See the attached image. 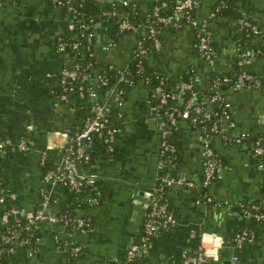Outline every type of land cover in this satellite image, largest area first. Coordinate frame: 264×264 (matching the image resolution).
I'll return each instance as SVG.
<instances>
[{"label": "crops", "instance_id": "1", "mask_svg": "<svg viewBox=\"0 0 264 264\" xmlns=\"http://www.w3.org/2000/svg\"><path fill=\"white\" fill-rule=\"evenodd\" d=\"M134 1L144 9L153 0ZM216 3L201 0L195 10L197 19H206ZM241 15L264 27V0H226L219 14L207 18L215 50L211 61L199 55L194 28L185 23L161 26L160 47L146 56L148 68L180 80L183 71L194 66L201 76L202 91L210 94L209 76L230 74L238 44L246 42L237 26ZM68 17V10L51 0H0V134L15 141L25 138L31 146L23 154H0L5 207L33 210L45 188L54 199L53 211L66 208L70 217L90 220L84 228L71 222H40L30 252L17 250L14 262L67 264L70 246L79 243L82 252L74 264H118L126 244L142 228L147 202L160 178L167 175L173 181L164 192L176 223L150 238L146 257L151 264H166L183 250L193 252L203 233L208 248L213 251L217 246L212 264H264V219L246 218L237 208L264 202V165L253 150L254 139L264 134V38H255L260 52L245 62L246 69L260 77L261 85L222 88L231 115L229 120L221 119L222 132L210 140L222 161L220 177L204 189L203 126L190 118L181 119L171 135L175 151L168 160L161 152V124L150 110L149 88L143 79L126 84L122 106L117 103L116 86H98L96 98L113 111L118 126L114 148L108 150L95 138L88 159L70 163L76 176L95 178L98 201L92 202L87 186L73 190L68 183L44 182L45 168L39 161L46 150L49 169L62 166L64 146L82 119L79 108L57 94L56 74L74 58L71 52L57 49L60 38L69 35ZM90 32L96 68L111 66L118 71L128 67L136 33L120 31L106 20L94 22ZM91 102L86 100L84 110ZM243 132L246 140L232 142L233 135ZM84 151L79 148L80 153ZM241 231L245 237L236 242L235 235Z\"/></svg>", "mask_w": 264, "mask_h": 264}, {"label": "built area", "instance_id": "2", "mask_svg": "<svg viewBox=\"0 0 264 264\" xmlns=\"http://www.w3.org/2000/svg\"><path fill=\"white\" fill-rule=\"evenodd\" d=\"M154 6L151 15L157 22V25L153 22L147 21L146 23H138L131 19L130 13H125L118 21L117 28L123 32L136 33V46L133 51L132 59L136 61L137 72L142 70V64L146 60L148 52L152 49H158L161 41L159 38V29L165 24H172L178 27L181 23L191 26L195 30L197 51L201 57L207 61H211L215 56V50L212 46L213 32L208 24L207 18H214L221 12L223 7L226 6V0H218V2L210 9L207 14V18L204 20H198L195 15V10L200 6L201 0H172V5L168 3L169 0H153ZM54 5L64 6L68 12L69 17L66 22V27L69 31V35L75 36V31L80 33L79 38L68 40L69 35L60 38L57 49L60 51H66L70 49L78 56L83 54V51H87L89 56H93L92 51V36L88 30V35H84L83 30L88 28L90 22L93 21L92 16L88 18H82L83 13L79 11L75 6L74 0H51ZM123 4L127 3V0L121 1ZM170 7V11L168 8ZM163 11V12H161ZM136 13V10H132ZM103 16L111 17L117 15L115 8L106 9L102 12ZM237 26L242 33L245 41L249 38H264V27H261L257 22L251 19L247 15H241L237 18ZM144 36L149 40V45H145ZM248 38V39H247ZM244 48L242 43L238 44L236 58L237 64L244 65L249 58L255 57L260 50L257 47ZM75 58V57H74ZM92 65V61H89L82 66L78 61L73 59V62L69 65H64L56 74L57 81V94L59 98L65 102L69 101L68 91L72 89L75 81L79 82L78 92L81 97H88L92 99L89 114L85 118L82 127L70 137L68 143L64 146V158L63 164L58 168V171L47 168L43 175L44 182L59 181L68 183L72 187H79L82 182L89 183L95 187L94 177L75 176L74 169L70 163L74 160V155L79 148L84 152V159H88L89 150L94 144V139L98 138L104 142L108 150H113L115 142V134L118 130V126L115 123H111L109 119V110L105 102L96 98L98 86H116L117 103L119 106L124 104V96L126 84H122V80L125 77L127 70L123 69L122 72L114 75L113 83L109 84V78L104 74V71L94 76L87 67ZM189 81L185 83L186 86L191 88V95L185 100L181 96V82L175 84L174 90L169 89L165 91L162 85L158 84L154 87L160 97L158 103H153L152 99L148 98V103L151 112L160 121V146L161 152L168 160L171 159L172 154L175 151V146L171 142V135L176 129L181 119L190 118L194 123L203 126L202 135V157H203V177L201 184L206 187L213 180L220 177V169L222 161L220 157L214 152L210 140L212 136L222 132L221 119H230V102L225 98L222 93L223 85L227 84L228 87L233 89H239L241 87H259L262 83L260 77L255 73L245 69H241L235 74V77L231 74L215 75L211 81L212 92L210 94H204L200 97H196L197 90L193 89V86L200 82L201 76L197 72L194 66L188 69ZM89 82V83H88ZM133 83L132 80L129 81ZM128 85V84H127ZM59 91V93H58ZM176 99L177 103L164 106L168 103V99ZM120 112L118 113V115ZM231 125L233 123H230ZM246 134L239 133L232 136V142H243L246 140ZM30 143L25 138L13 140L10 136L0 135V154L10 151L12 148H16L22 151L30 150ZM10 148V150H9ZM253 150L260 160V164L264 165V137L258 136L254 139ZM11 152V151H10ZM47 160L46 150L42 151L39 157L41 164H44ZM173 179L164 175L158 182L156 190H162L168 184L172 183ZM189 185H194L192 181H188ZM96 193H98L96 191ZM7 194L4 191L3 183L0 181V223L4 224L7 219V214L20 212L24 216V221L21 222L19 218L14 219L9 227L0 233V257L1 256H13L17 250L26 248L30 252L32 246V236L34 231H37L39 223L47 220L50 222H60L62 224L74 223L79 228L87 227L90 224V220L84 217H70L68 213L62 215L57 214L50 208L51 202L54 201L50 196L49 191L45 188H41L40 200L38 205L30 211L20 210L16 206L5 207ZM92 202L97 201V197H92ZM250 208V209H249ZM246 218L264 219V212L259 209L256 204H253L247 208H244L242 214ZM176 223V219L168 209V201H158L155 197L150 198L146 205V214L142 223V228L138 238L131 239L125 246L126 260L124 264H128L129 260L133 258H139V264H151L146 253L148 250L150 238L160 230L166 229ZM28 231L29 234H23L22 231ZM246 232L241 231L236 233L235 241L240 242L244 239ZM206 234L201 235L200 243L196 250L188 252L183 250L180 256L183 258L181 263L178 264H212V257L215 255L214 246L213 251L211 247L206 246ZM219 244V242H218ZM212 252H211V251ZM82 252V246L79 243L72 244L70 246V255L75 259L80 256ZM214 252V253H213ZM0 264H23L20 261L14 262V260H5ZM166 264H172L167 262Z\"/></svg>", "mask_w": 264, "mask_h": 264}, {"label": "trees", "instance_id": "3", "mask_svg": "<svg viewBox=\"0 0 264 264\" xmlns=\"http://www.w3.org/2000/svg\"><path fill=\"white\" fill-rule=\"evenodd\" d=\"M172 0H169L168 3L170 4V7L172 5ZM218 2V0H217ZM74 4L75 6L78 7L79 11L83 13L82 15V18H84L85 20V17L88 18L89 16H92L93 18V21L89 23L88 25V28H85L83 30L84 32V35H88V30L90 31L91 30V26L94 22L96 21H101V20H106V21H109V22H114L116 27H117V24H118V21L122 18V16L125 14V13H130V18L133 19L135 22H138V23H146L147 21H150V22H153L157 25V22L154 18V15H151V12H152V9H153V6H154V1H150V4L147 6V8H139L138 4L134 1V0H127V3L126 4H123L122 2H120L119 4L117 5H114V4H109V3H102L101 1L99 0H74ZM170 7L168 8V11H170ZM111 8H115L117 10V15L115 16H111V17H105L103 16L102 12L103 10H106V9H111ZM136 10V13H133L132 10ZM163 12V11H161ZM75 36L72 35L70 36L69 35V38L68 40H73L75 38H79L80 37V32L78 30H76L75 32ZM244 36V35H243ZM144 38V43L145 45H149V40L146 36L143 37ZM248 39V38H247ZM242 43L243 47L244 48H247L245 46H248V47H257L256 44H255V39L253 38H249V40H247L245 43L244 42H240ZM240 50V49H238ZM66 51L68 52H71L70 49H66ZM73 54V56L75 58L76 61H78L82 66H84L86 63H88L89 61H92V65L88 66L87 69L88 71H90L94 76H96L97 74H100L101 72L104 71V74L108 76L109 78V84L113 83V80H114V75L115 74H118L120 72H122V70H115L114 67H111L109 66L108 68L104 69V70H99L98 68L95 67V58L94 56H89L88 55V52L87 51H83V54L81 56H78L77 54H75L74 52H71ZM146 61V60H145ZM73 62V61H72ZM191 67L188 66L182 73V77L180 80H171L169 78H166L165 76L159 74V73H155L153 70L149 69L148 66H147V63L146 62H143L142 64V70L140 72H137V66H136V61L134 59H131L128 67H126L125 70H127V72L125 73V77L124 79L122 80V84H127L129 83L130 80L133 81V83H135L136 81H138L139 79H143V81L148 85V98L152 99L153 103H158L159 102V95H158V92L155 91L154 87L158 84L162 85L163 89L165 91H170L171 90H174V87H175V84L178 83L179 81L181 82V87H182V90H181V96H182V99H186L188 98V96L191 95V88H189L188 86L185 85V83H187L189 81V72H188V69ZM246 67H244V65H239L237 64V58H235V61H234V65H233V70L231 71V75L233 76V78L235 77V74L240 71L241 69H245ZM248 70V69H247ZM214 74L209 76V83L211 85V81L212 79L214 78ZM89 83V82H88ZM78 85H79V82L75 81L73 83V86H72V89L68 91V96H69V103H73L75 106H77L79 108V110L81 111V114H82V119L80 121V123L76 126L75 130L73 132L70 133L71 136H74V134L82 127L83 125V122L85 120V118L88 116L89 114V109L88 108L87 110H84V105H85V102L86 100L88 99V97L84 96V97H81L79 95V92H78ZM227 86V84L223 85V87ZM193 89L197 90V94H196V97H200L201 95H204L205 93L202 91L199 83L195 84L193 86ZM59 93V91H58ZM223 93V91H222ZM124 96V99L126 98V95L125 93L122 94ZM174 103H177L176 99H172L169 97L168 99V103L165 104L164 106H168L170 104H174ZM113 111H109V119H110V122L111 123H116V120H115V117L113 116L112 114ZM2 136V134H0ZM259 136H262L264 137V134H261ZM100 140V139H99ZM102 141V140H100ZM172 142V140H170ZM103 142V141H102ZM10 150V148H9ZM11 153H16V154H23L25 153L26 151H22V150H19V149H16V148H12L11 150ZM10 151H8L10 153ZM81 153L77 150L76 151V154L74 155V160L76 159H80L82 158L83 159V155L80 156ZM48 159V158H47ZM45 170L47 168H49V163H48V160H46V162L42 165ZM56 171H58V169H56ZM76 176V175H75ZM78 177V176H77ZM1 183H3L2 180H0ZM95 184H96V181H95ZM82 185L83 186H87L89 187L88 189H91V196L90 198H92L93 196H96L97 197V201H98V193H96V190L95 188H93V185L89 184V183H85V182H82ZM77 187H73V190H76ZM204 189V186L202 187ZM76 192V191H74ZM76 195V194H75ZM156 198L158 201H164V202H167L168 199L165 195V192H164V189L162 190H156L152 193V196L151 198ZM6 199H7V196H6ZM39 203V202H38ZM241 204V203H240ZM253 204H256L260 210H262L264 212V202L262 201H256V202H251V203H243L241 206L238 205V211L240 212V214H243L244 213V208H247ZM38 205V204H37ZM17 208H19L20 210H22L21 206L19 205H16ZM168 209H169V206H168ZM250 209V208H249ZM66 208H58V209H55V212L59 215H62L64 213H67L66 212ZM170 211V210H169ZM69 213V212H68ZM7 216V219H6V222L4 224H1L0 223V233L3 232L4 230H6L7 227L10 226V224L14 221V219L16 218H19L21 220V222H23L25 219H24V216L23 214H21L20 212H17V213H9L6 215ZM23 234H26L28 235L29 232L28 231H22ZM140 234V232H139ZM139 234L135 237V238H138ZM36 238H37V235H36V231H34V234L32 236V243L36 242ZM190 252V251H188ZM8 258L9 260H13L14 258V255L9 257V256H1L0 257V262H4L5 260L8 261ZM126 260V256H125V250L123 251L122 253V256H121V261L118 263V264H124ZM183 260V258L181 256L179 257H176L175 259L173 258L172 260H170L169 262H171L172 264H178V263H181V261ZM75 262V257L69 255L68 257V260H67V264H74ZM140 263V259L139 258H133L132 260H129L128 261V264H139Z\"/></svg>", "mask_w": 264, "mask_h": 264}, {"label": "water", "instance_id": "4", "mask_svg": "<svg viewBox=\"0 0 264 264\" xmlns=\"http://www.w3.org/2000/svg\"><path fill=\"white\" fill-rule=\"evenodd\" d=\"M104 1H112L115 2L116 4H119L120 0H104Z\"/></svg>", "mask_w": 264, "mask_h": 264}]
</instances>
